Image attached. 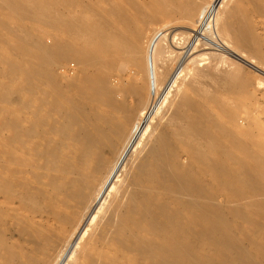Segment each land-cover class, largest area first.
I'll return each instance as SVG.
<instances>
[{
	"label": "bare ground",
	"instance_id": "1",
	"mask_svg": "<svg viewBox=\"0 0 264 264\" xmlns=\"http://www.w3.org/2000/svg\"><path fill=\"white\" fill-rule=\"evenodd\" d=\"M256 16L264 0H0V264H264L263 130L239 97L244 52L264 88Z\"/></svg>",
	"mask_w": 264,
	"mask_h": 264
},
{
	"label": "rangeland",
	"instance_id": "2",
	"mask_svg": "<svg viewBox=\"0 0 264 264\" xmlns=\"http://www.w3.org/2000/svg\"><path fill=\"white\" fill-rule=\"evenodd\" d=\"M48 7L53 8L55 6L49 5ZM8 21L12 22L13 19L8 20ZM138 27H143V26L139 25ZM253 27H254V30L260 36L261 40L264 42V22L260 16H256L255 18H253ZM45 35L47 34L45 33ZM46 40L48 41V39ZM213 52L218 53L221 51L214 50ZM250 57H251L250 52H244L243 61H242V72L239 74L245 77H252L253 85L249 88L250 92L248 94L240 93L239 97L240 99L242 98L243 101H245L248 108L251 109L256 122L262 126L261 129L263 130V132L260 133V135L262 138H264V88L260 86L258 83V76L255 74L253 65L251 66ZM226 62H227L226 64H228L229 60H227ZM231 62H229V64ZM236 65L235 64L232 65L231 63V65H229V69L232 68V66L233 68L234 66L241 67L240 64H238L237 66ZM77 70H78L77 61L74 59H66V60H61L60 62H58V64L55 65L53 69V73L57 76L59 80L65 83L67 79H70L76 76ZM134 71H135V66L132 60L129 57H127L126 54L123 52L122 56L119 58L118 65L115 71L113 72L114 73L113 80L115 83H119V84L121 83V84L127 85L129 84L131 80V76L134 73ZM126 104L129 109L134 106L135 96L133 94L129 93L126 95ZM125 113H128V112H125ZM186 159H187L186 155H182V160L185 161ZM92 171H93L92 169L87 170L86 175L90 176L92 174ZM24 213L28 215L29 214L28 209H25ZM42 220L50 221L51 217H44L42 218ZM52 224L53 226L58 225L57 222H52ZM10 225H11L10 220L9 219L6 220L4 224L5 228H8V229L11 228ZM7 236L11 240H15V241L22 240L21 235H19L18 233H13L11 230L7 231ZM72 241L75 247H77L78 241L76 240H72Z\"/></svg>",
	"mask_w": 264,
	"mask_h": 264
}]
</instances>
